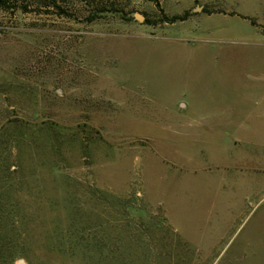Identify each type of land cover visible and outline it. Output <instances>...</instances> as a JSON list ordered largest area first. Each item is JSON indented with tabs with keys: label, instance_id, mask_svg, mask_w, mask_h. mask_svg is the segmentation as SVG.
Returning <instances> with one entry per match:
<instances>
[{
	"label": "rangeland",
	"instance_id": "1",
	"mask_svg": "<svg viewBox=\"0 0 264 264\" xmlns=\"http://www.w3.org/2000/svg\"><path fill=\"white\" fill-rule=\"evenodd\" d=\"M0 264H264V0H6Z\"/></svg>",
	"mask_w": 264,
	"mask_h": 264
},
{
	"label": "trees",
	"instance_id": "2",
	"mask_svg": "<svg viewBox=\"0 0 264 264\" xmlns=\"http://www.w3.org/2000/svg\"><path fill=\"white\" fill-rule=\"evenodd\" d=\"M6 7V0H0V8H4ZM186 16L182 17V18H179V17H175L172 19L173 22H176L178 20H184Z\"/></svg>",
	"mask_w": 264,
	"mask_h": 264
}]
</instances>
